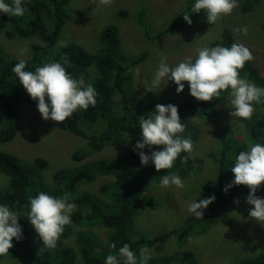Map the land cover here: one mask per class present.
Wrapping results in <instances>:
<instances>
[{"label": "trees", "instance_id": "trees-1", "mask_svg": "<svg viewBox=\"0 0 264 264\" xmlns=\"http://www.w3.org/2000/svg\"><path fill=\"white\" fill-rule=\"evenodd\" d=\"M260 1L242 0L240 9L248 13ZM22 2L25 5L22 16L0 13V32H4L11 40H31L29 44L32 54L25 59V70L34 71L36 66L45 62L58 61L74 78H83L85 83L93 85L96 103L85 110L77 109L65 127L66 130L86 139L88 152L77 150L72 157L78 165L57 170L49 181L45 180L44 169L47 167L45 159L36 158L34 164L40 168L33 170L31 164H25L17 156L0 152V172L8 177V186L0 191V203L7 204L10 210L22 215L27 214L29 197L35 196L39 191H46L55 196L68 193L76 205L71 213V223L64 227L54 248L44 247L38 235L36 242L29 238V231L26 234V228L33 226L24 215L18 220L22 228V239L17 241L13 238L12 247L4 255L12 259L21 258L28 264H103L106 255L116 253L126 242L137 255L141 247H149L151 259L147 264H197L196 254L187 247L195 238L207 231L208 225L204 224L210 221L211 214L217 209L228 212L233 208L235 200L245 199L249 193L246 185H233L227 192L222 189L233 177L230 167L234 162V155L244 150L248 143L264 144V102L253 103V112L250 118L244 119L240 135L234 138L233 135L227 134L226 138L219 141L221 150L218 151L219 155L214 151L206 156L211 169L218 171L215 182L207 184L196 180L202 171L199 162L204 163V160H207L194 155L196 145L193 147L192 158L181 162L178 156L171 169L157 171L151 162L142 165L138 152L144 151L147 154L150 150L145 147L133 151V147L141 138L138 118L146 116L149 111L144 113L136 107L130 80L132 68L144 59L145 54L142 57H129L123 54L118 29L114 25L103 29L99 38L100 47L96 52H88L75 42L53 51L66 23V5L71 0H22ZM121 13L126 15L124 11ZM137 17L149 35V28L143 21L144 13L140 12ZM175 22L180 24L183 22L181 14L177 15ZM163 33L161 31L150 39H156ZM233 42H236L235 33L226 29L222 32L221 38L212 42L210 46L219 44L227 47ZM16 62L18 58L9 56L0 45V144L11 143L16 135V103L21 99H28L31 106L36 105V101L30 98L11 71ZM92 69L96 71V76H90ZM239 74L255 85L264 87V72H260L251 60L244 64ZM214 99L199 101L190 95L181 102L165 99L164 105L171 103L177 106L178 115L183 123L184 112L206 119V113L214 112L215 105L212 102ZM156 104L159 103L152 102L154 109L151 112L155 110ZM256 109L258 112L254 113ZM185 131L182 135L192 136L188 133L189 129ZM116 141L126 143L125 152L120 157L83 163L84 157L88 154L100 153L106 146ZM159 147L152 146L154 150H158ZM180 155L187 154L182 152ZM166 171L174 172L192 186L183 192L185 200L191 199L190 197L198 198L200 194L205 198L214 195L215 199L202 210L201 218L197 219L189 214L181 224L173 227L169 235H164L163 238L167 242L170 239V245L166 248L169 250L159 254L165 247L161 249L158 234L152 235L148 228L151 224L158 229V224L150 222L145 217L158 216L171 210L169 206L171 201L155 197L151 192V189L158 185L159 176L166 174ZM105 175L112 176L113 182L102 185L100 196L84 189ZM193 178L195 182H191ZM255 195L258 197L264 195V182L257 188ZM97 229L105 231L106 243L101 241ZM262 233L264 238V228ZM69 239L72 244L68 242ZM163 244L165 243L162 242ZM257 251L259 253L251 259L234 260L230 264H264V243L261 242Z\"/></svg>", "mask_w": 264, "mask_h": 264}, {"label": "rangeland", "instance_id": "rangeland-1", "mask_svg": "<svg viewBox=\"0 0 264 264\" xmlns=\"http://www.w3.org/2000/svg\"><path fill=\"white\" fill-rule=\"evenodd\" d=\"M241 2L242 0H238L231 14L222 16L214 25L206 23L203 11L190 14L192 23L189 25L183 15L189 12L192 0H105L104 3H100V0H71L66 5V23L53 51L75 42L88 52H96L100 47L99 38L103 29L109 25L116 26L123 54L129 57H142L145 54L144 59L131 70L130 88L135 96L136 107L144 113L151 112L154 109L153 101L164 105L165 99L170 98L181 102L190 96L186 81L180 93L176 92L175 83L166 78L155 89L157 92L146 89L150 87L147 82L150 81L160 57L165 56L169 66L189 56L194 58L197 48L211 47L212 42L220 39L222 32L226 29L235 33L237 43L249 48L252 54V64L258 67L260 72H264V0H261L248 13L241 11ZM123 11L126 13L125 16L121 13ZM140 12L144 13L143 21L149 28V35L145 31L144 24L137 19V14ZM179 14L183 18L181 24L175 22ZM244 26L247 27L246 33L239 31ZM161 31L164 33L160 37L150 39ZM30 41L11 40L5 36L4 32H0V45L11 57L27 59L28 55L32 54ZM92 71L93 75H91ZM91 72L90 76H96L94 69ZM226 99L227 95L214 99L212 101L215 105L214 112L206 113V119L186 112L182 116L184 132L189 129L188 133L192 136L188 138L193 141V147L196 145L197 150L194 155L207 159L204 163L199 162L202 171L196 178L198 182L207 184L215 182L218 171L211 169L206 156L214 151L219 155L221 151L219 141L226 138L227 134L235 138L243 130L244 119L232 118L229 115L231 109ZM15 109L17 114L16 135L11 143L0 144V152L17 156L25 164H31L33 170L40 168L34 164L36 158L45 159L47 161V167L44 169L46 171L45 180L49 181L57 170L76 167L78 164L72 156L77 150L88 152L85 138L65 128L71 117L65 118L64 121L44 120L36 105L31 106L28 99L18 101ZM255 112L258 110L256 109ZM125 148V142L116 141L106 146L100 153L88 154L84 157L83 163L89 164L96 159L120 157L125 152ZM111 177L105 175L96 183L85 186L84 189L100 196L102 185L113 182ZM191 182H195V178ZM187 183L184 182L183 189L174 186L161 188L159 184L151 189L155 197L171 201L169 204L171 210L166 211L167 213L145 217L150 222L158 224V229L151 224L148 228L152 235L158 234L161 249L165 247L159 254L169 250L166 248L170 245V239L167 242L163 238L164 235H169L174 226L181 224L182 220L189 217L186 210L187 204L194 198L190 197L191 199L185 200V196H182L187 188H192ZM6 186H8V177L0 172V191ZM259 197H264V195ZM204 198L200 194L195 199L199 202ZM250 207L253 206L242 199L235 203L228 212L217 209L211 214L210 221L204 224L208 225L207 231L195 238L187 247L196 254L197 264H230L234 260L251 259L259 253L257 248L261 242L264 243L261 235L264 225L248 216ZM22 216L24 215H19L18 220H21ZM28 231L29 238L36 242L38 238L34 228L29 226L26 228V234ZM97 234L101 241L106 243L105 231L97 229ZM162 242L165 244L162 245ZM0 264L28 263H24L21 258L12 259L3 255L0 257Z\"/></svg>", "mask_w": 264, "mask_h": 264}, {"label": "clouds", "instance_id": "clouds-1", "mask_svg": "<svg viewBox=\"0 0 264 264\" xmlns=\"http://www.w3.org/2000/svg\"><path fill=\"white\" fill-rule=\"evenodd\" d=\"M104 2L105 0H100V3ZM237 3L238 0H192L191 8L183 18L190 25V14L203 11L206 23L214 25L222 16L231 14ZM24 11L22 0H0V13L22 16ZM239 31L246 33L247 27H241ZM251 59L249 48L237 42L227 47L219 44L199 47L195 50L194 58L186 57L172 66L166 63V57L162 55L150 81L147 82L150 87L146 89L157 92L155 89L166 78L175 83L176 92L180 93L186 81L189 94L199 101L219 98L225 90L223 96L227 95V105L231 109L229 115L232 118L248 119L253 112V103L264 102V87L255 85L239 74V70ZM25 68L26 60L18 58L11 71L30 98L36 101L42 119L64 121L77 109L85 110L95 105L96 91L93 85L85 83L83 78H74L60 62H45L36 66L34 71ZM137 124L141 138L136 141L133 151L145 147L150 150L147 154L144 151L138 152L142 165L151 162L157 171L168 170L173 167L178 156L181 162L192 158L193 141L182 135L184 125L178 115L177 106L171 103L156 104L153 112L139 116ZM154 145L160 146L159 149L154 150ZM182 152L187 155H180ZM230 170L233 177L222 191L227 192L233 185L248 186L249 193L245 200L253 206L248 209V216L264 225V197L255 195L257 188L264 182V144L248 143L244 150L234 155ZM159 177L158 184L161 188L185 187L180 176L174 172L166 171V174ZM214 199V195L200 199L199 202L194 199L187 204L186 210L199 219L203 215L202 210ZM28 208L27 214L24 215L42 240L43 246L54 248L64 227L71 223V213L76 205L68 193L55 196L46 191H39L35 196L29 197ZM19 215L21 214L10 210L7 204L0 203V256L9 252L13 238L17 241L22 239ZM150 259L149 247H141L137 255L125 242L116 253L106 255L103 264H147Z\"/></svg>", "mask_w": 264, "mask_h": 264}, {"label": "bare ground", "instance_id": "bare-ground-1", "mask_svg": "<svg viewBox=\"0 0 264 264\" xmlns=\"http://www.w3.org/2000/svg\"><path fill=\"white\" fill-rule=\"evenodd\" d=\"M248 27H249V26H248ZM19 48H20V47H19ZM217 118H218V117H217ZM225 124H226V123H225ZM95 137H96V136H95ZM85 140H86V139H85ZM98 143H99V142H98ZM98 143H97V144H98ZM98 147H100V146H98Z\"/></svg>", "mask_w": 264, "mask_h": 264}]
</instances>
